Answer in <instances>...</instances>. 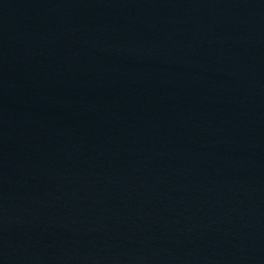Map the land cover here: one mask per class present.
<instances>
[{
	"label": "water",
	"instance_id": "95a60500",
	"mask_svg": "<svg viewBox=\"0 0 264 264\" xmlns=\"http://www.w3.org/2000/svg\"><path fill=\"white\" fill-rule=\"evenodd\" d=\"M0 264H264V0H0Z\"/></svg>",
	"mask_w": 264,
	"mask_h": 264
}]
</instances>
